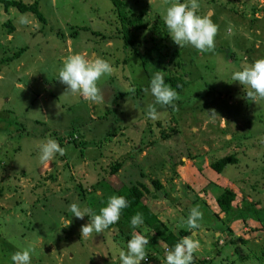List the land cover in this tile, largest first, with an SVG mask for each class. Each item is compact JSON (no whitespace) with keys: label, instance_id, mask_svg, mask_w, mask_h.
<instances>
[{"label":"rangeland","instance_id":"rangeland-1","mask_svg":"<svg viewBox=\"0 0 264 264\" xmlns=\"http://www.w3.org/2000/svg\"><path fill=\"white\" fill-rule=\"evenodd\" d=\"M21 1L38 2L45 24L0 5V60L22 53L0 67V264L24 247L32 249L31 264H120L113 245L126 251L133 231L149 240V261L140 264H164L156 234L188 230L196 205L202 219L191 231L199 241L192 264H264V99L253 101L231 80L241 65L264 58V0H197L198 14L217 25L215 47L199 52L182 89L175 54L195 49L168 37L163 16L175 0ZM137 17L143 31L131 28L133 46L126 48L123 31ZM75 53L113 66L97 82L103 101L65 94L57 72ZM157 70L180 89L174 106L154 105L160 116L151 120L146 105L153 98L145 89ZM209 110L220 118L209 120ZM73 132L84 147L68 140ZM108 133L110 141L99 147ZM49 137L65 149L62 164L59 155L38 161L37 144ZM230 155L236 165L222 174L211 169ZM117 161L123 162L118 181L146 185V203L160 222L133 230L120 218L113 229L82 235L90 217H72L69 205L98 214L117 196L106 180ZM226 188L237 195L234 208L250 203L258 220L228 223L216 204Z\"/></svg>","mask_w":264,"mask_h":264},{"label":"clouds","instance_id":"clouds-1","mask_svg":"<svg viewBox=\"0 0 264 264\" xmlns=\"http://www.w3.org/2000/svg\"><path fill=\"white\" fill-rule=\"evenodd\" d=\"M197 0H175L165 11L163 23L171 41L180 47H191L198 52H211L215 47L217 25L207 14H198ZM114 68L108 60L100 57L86 59L75 53L64 58L58 69L57 80L66 85L65 94L73 98H82L88 102L103 101L101 89L97 82L104 76L111 75ZM231 80L242 86L247 97L253 101L264 99V58L243 64L231 73ZM145 91L153 98V103L146 105L147 117L157 120L160 113L154 105L174 106L178 93L168 85L157 70L148 83ZM208 119L214 121L217 117L215 110H209ZM220 118V117H219ZM222 119V118H221ZM38 161L47 163L56 156L64 155L65 149L59 146L53 138H45L38 142ZM128 201L124 196H110L98 214L86 205L73 202L69 205L72 217L83 219L90 217L89 222L81 227L82 235L90 233H104L110 226L115 225L121 218V213L128 208ZM202 212L199 206H193L188 213L185 224L187 229L195 230L200 227ZM144 223L143 216L137 212L130 217V227L135 230ZM149 240L133 231L126 242V251L115 244L120 264H140L146 260V246ZM199 247V241L190 234L181 237L170 248L164 247V264H192L193 253ZM10 264H31L32 249L24 247L10 254Z\"/></svg>","mask_w":264,"mask_h":264},{"label":"trees","instance_id":"trees-1","mask_svg":"<svg viewBox=\"0 0 264 264\" xmlns=\"http://www.w3.org/2000/svg\"><path fill=\"white\" fill-rule=\"evenodd\" d=\"M117 0L115 3L117 4ZM0 5H2L3 10L5 13H9L10 9H16L21 14H33L41 23L45 24V16L41 13L39 3L34 2L31 5L25 4L21 0H0ZM142 18L137 17V19L131 21L127 27H125L123 33V46L126 48H129V46H133V41L130 40L127 34L133 33L131 28L137 29L138 31H143V23H141ZM13 28L9 29V32L12 31ZM94 35H99L102 39L105 40V37H102L101 33H97ZM135 55H138L137 49L134 48ZM199 52L196 50H178L176 51V56L178 57V67L180 68V72H184L183 80L181 84V89L186 84L187 81L184 80V77H188L192 70L194 69L195 62L198 60ZM22 53H18L14 58H5L0 60V67L2 65H8L11 62L17 61L20 59ZM126 62V61H125ZM165 82L167 84H171L174 87V90L177 92L179 91V87L175 86L172 78L168 77ZM186 86V85H185ZM47 91V88L45 89ZM128 93L122 94V96L127 97ZM46 98V97H45ZM31 108V107H30ZM30 108H26V113L29 112ZM29 109V110H28ZM46 109V108H45ZM43 109L45 114H48V111ZM49 134V133H48ZM110 134L108 133L103 140H99L96 143L99 147H102V143H106L110 141ZM70 136V137H69ZM51 137V136H50ZM54 138H58V136L52 135ZM71 140V144H74L77 147H84L85 143H77L78 136L75 135V133H71L68 135ZM62 141H64L66 138H60ZM238 163V159L235 155H230L227 157H223L220 159H216L213 161L210 165L211 169L218 174H222L224 169L230 165H236ZM123 166V162L117 161L115 165L112 166L110 170V175L106 179L107 182L110 184V187L112 190H114L117 193V196H124L126 200L128 201V208L124 209L121 213V219L122 221L126 222V224H129L130 217L134 215L135 213L139 212L143 216V225H146L149 228H155L160 220L158 216L149 208L148 204L146 203V195L149 193L148 188L144 184L136 185V186H126L122 185L119 181L116 175L119 173ZM156 189H161L162 185L158 181H154ZM237 199V195L235 191L232 189L226 188L223 192L217 197L216 204L221 214L225 215L224 219H228V223H233L237 221H243L247 222L249 218H257V212L250 211V209H253V205L250 203H245L243 205V208L235 209L234 203ZM250 211L247 213V211ZM234 214V215H233ZM231 215V219L228 218V216ZM256 215V217H255ZM227 218V219H226ZM258 220V218H257ZM119 222V221H118ZM117 222V223H118ZM116 223V224H117ZM115 224V225H116ZM115 225H112L109 227L110 229H113ZM192 235V232L190 233L189 230H181L179 232V236L174 233H157L156 238L159 241V243H163L164 247L167 245L169 248L173 246L181 237Z\"/></svg>","mask_w":264,"mask_h":264},{"label":"crops","instance_id":"crops-1","mask_svg":"<svg viewBox=\"0 0 264 264\" xmlns=\"http://www.w3.org/2000/svg\"><path fill=\"white\" fill-rule=\"evenodd\" d=\"M62 158H63V156H61V157H60V159H59V160L61 161V163H59V164H62ZM146 258H147V257H146Z\"/></svg>","mask_w":264,"mask_h":264},{"label":"built area","instance_id":"built-area-1","mask_svg":"<svg viewBox=\"0 0 264 264\" xmlns=\"http://www.w3.org/2000/svg\"><path fill=\"white\" fill-rule=\"evenodd\" d=\"M149 260L148 259H146V262H148Z\"/></svg>","mask_w":264,"mask_h":264}]
</instances>
